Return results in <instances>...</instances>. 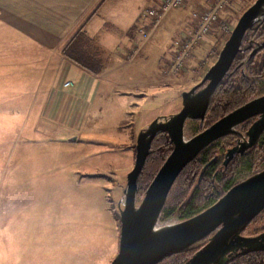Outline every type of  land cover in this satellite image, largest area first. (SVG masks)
<instances>
[{"label":"rangeland","instance_id":"rangeland-1","mask_svg":"<svg viewBox=\"0 0 264 264\" xmlns=\"http://www.w3.org/2000/svg\"><path fill=\"white\" fill-rule=\"evenodd\" d=\"M253 1H228L219 13V22L182 60L184 69L174 78L164 77L168 80L155 92H149L145 82L152 74L160 77L174 32V27L163 23L150 38L152 42L148 45L154 44L147 52L131 62H126L121 55L123 62L113 57L111 64L105 66L97 102L88 111L84 107L78 111L71 104L63 115L65 107L68 108L66 100L62 111L50 115L40 108L42 95L25 96L22 83H17V90H11L10 82L0 81V264L111 263L118 251L119 211L123 206L120 201L126 175L133 167L138 133L154 118L180 110L181 92L200 82L216 61L239 16ZM135 34L134 40L144 39L140 33ZM245 36L241 50L248 47L251 53L257 44L246 43ZM70 38L62 43V54L70 45ZM90 43L91 40L88 47L91 45L95 51L93 41ZM103 52L99 50L100 54ZM169 64L170 61L165 66ZM125 69L129 73L124 75L128 77L124 84L139 85L141 96L133 93L120 96L112 91L114 84L117 89L122 85L120 80L111 78ZM43 85L47 83L44 81ZM62 86L65 87L63 83ZM258 88L264 94V78L259 80ZM48 89L55 96L62 95L54 85ZM255 119L250 118L234 128L235 133L231 134L237 137L227 150L238 145L242 137L246 138L245 132ZM205 122V117L187 120L184 139L202 131ZM263 168L264 163L252 171L241 166L236 183ZM203 173L202 167L198 183ZM143 194L137 188L136 205ZM182 218L179 214L168 218L159 216L157 226L185 220ZM261 226L248 224L243 235L251 236Z\"/></svg>","mask_w":264,"mask_h":264},{"label":"water","instance_id":"water-1","mask_svg":"<svg viewBox=\"0 0 264 264\" xmlns=\"http://www.w3.org/2000/svg\"><path fill=\"white\" fill-rule=\"evenodd\" d=\"M264 20V0H254L239 16L216 61L199 83L181 92V108L169 116L154 118L137 137L132 169L126 175L120 207L118 251L110 264H156L193 243L207 238L183 264H227L237 255L264 251V231L251 236L243 231L264 209V168L230 187L213 204L180 222L158 227L168 193L181 170L215 140L235 133L238 124L258 117L245 132L246 138L229 148L223 165L236 153L253 146L264 130V94L254 97L220 117L202 131L184 139L187 120H203L216 87L227 74L243 38L257 21ZM264 47L259 43L250 53ZM165 132L172 149L146 187L136 205L137 180L152 139ZM206 165L203 167L205 169Z\"/></svg>","mask_w":264,"mask_h":264},{"label":"crops","instance_id":"crops-1","mask_svg":"<svg viewBox=\"0 0 264 264\" xmlns=\"http://www.w3.org/2000/svg\"><path fill=\"white\" fill-rule=\"evenodd\" d=\"M158 1L0 0V81L10 82L8 88L11 90H17V83H22L26 89L22 93L25 96L42 95L40 108L51 113L50 115L62 111L66 100L68 108L65 107L63 115L70 110L71 104H74L78 111L80 107L88 111L89 106L97 102L100 80L104 79L106 74L105 66L111 64L113 57L122 61V49L131 43H142L138 57L153 46L154 43L148 45L152 42L149 40L162 23L174 27L172 36L182 34L193 25L191 11L194 8H209L216 0H187L183 8L169 11L148 39L134 40L140 27L148 28L147 22L143 21L140 15L146 9L156 6ZM79 34L86 40L84 48L90 49L88 53L91 62L99 63L95 72L86 70L61 53L62 43L70 36L72 43ZM90 40L91 43L93 41L96 52L92 50L91 45L88 47ZM201 44L197 45V49ZM171 45L172 41L170 47ZM118 48L120 49L116 50ZM99 50L105 51L104 54H100ZM169 56L170 53L163 65L171 61ZM128 73L129 69H125L121 75L111 78L120 80L121 84L118 83L122 85L117 89L114 84L112 91L120 96L130 93L141 96L139 85L124 84V81L128 80L124 75ZM164 77L166 76L161 73L160 77L152 74L149 81L145 82L149 85L148 91L155 92L159 89L163 81L168 80ZM44 81L47 86L43 85ZM65 81H70L71 85L63 87L62 83ZM52 85L62 91L61 96L51 93L48 88ZM50 117L56 119L57 116Z\"/></svg>","mask_w":264,"mask_h":264},{"label":"trees","instance_id":"trees-1","mask_svg":"<svg viewBox=\"0 0 264 264\" xmlns=\"http://www.w3.org/2000/svg\"><path fill=\"white\" fill-rule=\"evenodd\" d=\"M246 43L258 45L264 41V20L256 22L247 30ZM75 41V42H74ZM64 49V55L86 70L95 72L99 63L89 58L88 50L85 49L86 40L79 36ZM250 46V45H247ZM250 49H242L237 53L229 69L228 74L221 80L213 93L207 108L204 128L214 121L241 106L249 99L262 94L258 88L259 80L264 78V47L251 56ZM237 136L228 134L203 149L198 156L190 161L178 174L169 190L165 205L160 216L168 218L173 215H181L187 219L211 204H213L224 192L236 183L237 170L243 166L248 170L264 163V131L257 142L250 148L223 165V156L231 141ZM172 149L165 132H159L152 140L150 151L146 157L144 166L138 176L137 188L139 194H143L153 176L164 162ZM205 167L201 181L197 177L202 167ZM261 225L253 232V235L264 231V209L257 214L249 225ZM207 238L201 239L182 251L165 257L156 264H183L191 257ZM227 264H264V251H255L243 255H237Z\"/></svg>","mask_w":264,"mask_h":264},{"label":"built area","instance_id":"built-area-1","mask_svg":"<svg viewBox=\"0 0 264 264\" xmlns=\"http://www.w3.org/2000/svg\"><path fill=\"white\" fill-rule=\"evenodd\" d=\"M230 0H216V2L207 9L196 8L192 11L193 28L182 34H176L172 37V45L170 54L172 59L168 66H163L161 69L162 75L176 77L181 71L182 60L188 55V51L196 44L204 35L219 22L218 10ZM186 0H159L156 8L146 9L142 13V19L147 21L149 30L139 28L138 32L142 34L144 39H148L154 29L157 27L163 16L171 9H177L185 4ZM142 49V43H131L126 48L120 51V55L126 62L133 61ZM66 82L64 85H69Z\"/></svg>","mask_w":264,"mask_h":264},{"label":"bare ground","instance_id":"bare-ground-1","mask_svg":"<svg viewBox=\"0 0 264 264\" xmlns=\"http://www.w3.org/2000/svg\"><path fill=\"white\" fill-rule=\"evenodd\" d=\"M186 1H187V0H186ZM158 2H159V1H158ZM215 2H216V1H215ZM215 2H214V3H215ZM214 3H213V4H214ZM185 4H186V2H185ZM185 4H184L182 7H180V8H183V7L185 6ZM213 4H212V5H213ZM157 6H158V3L156 4V6H153V7H150V8H156ZM223 7H224V6H222V7L218 10V14H217V15H218V19H219V12L221 11V9H222ZM180 8H177V9H180ZM148 9H149V8H148ZM195 9H196V8H194L193 10H195ZM202 9H203V8H202ZM206 9H207V8H206ZM171 10H175V9H171ZM171 10H169V11H171ZM193 10H192V11H193ZM169 11H168V12H169ZM192 11H191V17H192ZM168 12H167V13H168ZM167 13H166V14H167ZM166 14H165V15H166ZM165 15L163 16V18L165 17ZM163 18H162V19H163ZM143 21H146V20L143 19ZM161 21H162V20H161ZM161 21H160V22H161ZM146 22H147V21H146ZM160 22H159V24H160ZM257 22H258V21H257ZM255 23H256V22H255ZM255 23H254V24H255ZM159 24H158V25H159ZM254 24H253V25H254ZM158 25H157V27H158ZM157 27H156V28H157ZM140 28H143V29H144V27H140ZM156 28H155V29H156ZM155 29H154V30H155ZM144 30H146V31L149 30V26H148L147 29H144ZM152 33H153V32H152ZM141 35H142V34H141ZM150 36H151V35H150ZM143 38H144V37H143ZM194 45H195V44H194ZM194 45H193L192 48L188 51L187 54H189V53L193 50V47H195ZM228 72H229V71H228ZM222 79H223V78H222ZM66 82H69V83H70V84L67 85V86H70V85H71V82H70V81H65L63 84H65ZM220 82H221V81H220ZM218 85H219V84H218ZM64 86H65V85H64ZM67 86H65V87H67ZM216 88H217V87H216ZM215 90H216V89H215ZM225 115H226V114H225ZM223 116H224V115H223ZM254 117L257 118L258 116L255 115ZM245 121H246V120H245ZM238 125H239V124H238ZM234 128H235V127H234ZM263 131H264V130H263ZM233 133H234V132H233ZM229 134H230V133H229ZM261 134H262V133H261ZM261 134H260V136H261ZM260 136H259V137H260ZM258 139H259V138H258ZM258 139H257V140H258ZM256 142H257V141H256ZM251 147H252V146H251ZM249 148H250V147H249ZM247 149H248V148H247ZM234 155H235V154H234Z\"/></svg>","mask_w":264,"mask_h":264},{"label":"flooded vegetation","instance_id":"flooded-vegetation-1","mask_svg":"<svg viewBox=\"0 0 264 264\" xmlns=\"http://www.w3.org/2000/svg\"><path fill=\"white\" fill-rule=\"evenodd\" d=\"M254 118V117H253ZM256 118V117H255Z\"/></svg>","mask_w":264,"mask_h":264}]
</instances>
